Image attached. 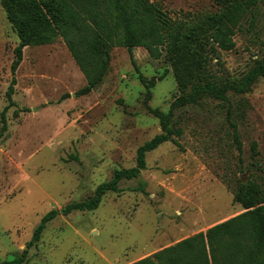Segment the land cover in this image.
Listing matches in <instances>:
<instances>
[{"label":"rangeland","instance_id":"rangeland-1","mask_svg":"<svg viewBox=\"0 0 264 264\" xmlns=\"http://www.w3.org/2000/svg\"><path fill=\"white\" fill-rule=\"evenodd\" d=\"M151 1L188 22L220 7L219 0ZM233 40L234 48L218 49L208 66L223 80H238L264 60V0L239 22ZM17 42L0 5V112ZM135 66L155 78L148 100ZM14 76L0 135V262L20 255L50 209L90 198L115 169L133 166L138 146L162 132L148 107L165 112L179 93L164 53L152 58L142 47L115 46L102 82L78 96L86 80L61 38L23 47ZM171 126L181 134L146 151L138 176L119 179L120 190L106 191L94 209L58 213L20 264H131L243 211L232 197L239 179L264 192L263 78L226 100L204 97L176 109Z\"/></svg>","mask_w":264,"mask_h":264},{"label":"trees","instance_id":"trees-1","mask_svg":"<svg viewBox=\"0 0 264 264\" xmlns=\"http://www.w3.org/2000/svg\"><path fill=\"white\" fill-rule=\"evenodd\" d=\"M219 2L217 11L188 22L172 18L160 4L151 0H0L18 38L10 64L7 105L12 103L14 74L22 60L23 47L52 43L57 38L62 39L86 80L76 90L78 96L88 94L102 82L115 46L124 47L128 52L142 47L152 58L164 53L179 90L165 112L148 107L158 118L162 132L138 146L133 166L115 169L111 179L98 184L90 198L50 209L40 218L20 255L0 264H20L27 249L38 241L45 224L58 213L65 214L74 208L94 209L106 191L120 190L119 179L138 176L145 165L146 151L171 135L181 134L180 127L171 126L176 109L195 105L204 97L226 100L228 92L243 93L258 77L264 79V60H256L238 80H223L208 70L210 61L218 58V49L234 48L236 27L259 0ZM135 69L148 100L155 78H147L136 66ZM7 105L0 112V135L6 129ZM225 119L241 162L242 142L229 109ZM251 153H257L255 142L251 144ZM232 197L243 211L131 264H264V192L252 180L239 179Z\"/></svg>","mask_w":264,"mask_h":264},{"label":"crops","instance_id":"crops-1","mask_svg":"<svg viewBox=\"0 0 264 264\" xmlns=\"http://www.w3.org/2000/svg\"><path fill=\"white\" fill-rule=\"evenodd\" d=\"M205 230H206V229H205ZM205 230H204V231H205ZM168 246H169V245H168Z\"/></svg>","mask_w":264,"mask_h":264}]
</instances>
